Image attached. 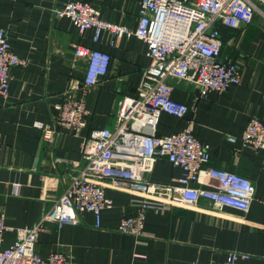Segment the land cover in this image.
I'll return each mask as SVG.
<instances>
[{
    "label": "crops",
    "instance_id": "crops-1",
    "mask_svg": "<svg viewBox=\"0 0 264 264\" xmlns=\"http://www.w3.org/2000/svg\"><path fill=\"white\" fill-rule=\"evenodd\" d=\"M70 0H0V30L10 34L14 52L29 61L11 68L7 98L0 96V210L9 226L33 228L83 169L81 149L92 129L114 128L116 111L125 96H136L150 66L146 44L132 36L112 46L104 31L95 43L94 30L81 34L67 18H55L52 9ZM113 24L135 30L142 0H85ZM264 17L239 29L220 25L223 55L241 67V84L224 94L199 99L189 81H172L173 98L192 108L190 118L197 137L211 148L206 165L249 178L256 187L249 210L217 208L200 199L195 208L174 207L149 212L143 238L121 234L117 228L136 209L129 193L109 188L114 206L103 210L101 227L93 214L84 222L59 227L46 223L36 246L44 258L64 251L75 264H195L224 262L237 250L249 255L240 264H264V151L245 148L243 134L253 117L264 121ZM111 54L107 76L86 93V62L76 60L77 46ZM85 98L89 125L81 135L57 127L54 106L67 92ZM42 122L56 132L55 142L44 139L34 124ZM187 120L161 116L158 133L170 135L186 128ZM181 168L159 159L146 175L153 183L173 184ZM204 187L213 182L203 176ZM15 241L5 235L4 246Z\"/></svg>",
    "mask_w": 264,
    "mask_h": 264
},
{
    "label": "built area",
    "instance_id": "built-area-1",
    "mask_svg": "<svg viewBox=\"0 0 264 264\" xmlns=\"http://www.w3.org/2000/svg\"><path fill=\"white\" fill-rule=\"evenodd\" d=\"M259 2L264 4V0H142L135 30L104 20L101 11L85 0H70L52 9L55 18L69 19L81 34L94 30L95 43L104 31L112 34V46L123 37L136 36L147 46L150 66L137 95L120 100L114 128L92 129L85 138L81 149L83 169L38 224L33 228L9 226L0 210V264H75L64 251L46 258L38 254L40 233L46 223L59 227L82 223L87 213L93 214L95 227L100 228L103 210L114 206L106 195L109 188L132 195L136 209L123 217L117 231L138 239L146 235L145 220L151 211L195 208L202 198L217 208L249 210L255 199L254 183L236 173L206 166L212 158L211 148L191 126L192 108L173 98L172 81L193 83L200 100L241 84V67L223 55L220 25L239 29L250 25L258 12L264 17ZM75 57L86 62L82 84L86 93L107 76L112 56L79 45ZM28 63L14 52L9 32L0 30V96L9 95L11 68ZM54 109L55 125L74 135H81L89 125L91 113L85 98L76 97L72 91ZM163 114L187 120L188 125L170 135H159ZM34 126L42 131L44 139L55 142L57 131L42 122ZM242 143L245 148L264 151V121L253 117ZM163 158L183 170L173 184L153 183L146 178ZM203 176L213 182L212 188L204 187ZM8 233L15 235V241L4 246ZM242 258L250 257L233 250L224 262L195 264H240Z\"/></svg>",
    "mask_w": 264,
    "mask_h": 264
},
{
    "label": "rangeland",
    "instance_id": "rangeland-1",
    "mask_svg": "<svg viewBox=\"0 0 264 264\" xmlns=\"http://www.w3.org/2000/svg\"><path fill=\"white\" fill-rule=\"evenodd\" d=\"M259 3H260V7H261V9L264 10V4H263L262 2H259ZM257 15L262 16V15L260 14V12H258ZM263 21H264V19H263Z\"/></svg>",
    "mask_w": 264,
    "mask_h": 264
}]
</instances>
